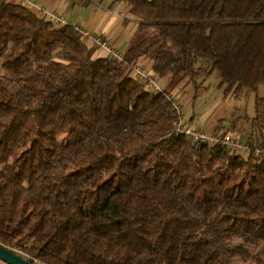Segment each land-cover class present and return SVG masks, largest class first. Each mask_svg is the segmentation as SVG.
I'll return each mask as SVG.
<instances>
[{"label": "trees", "instance_id": "trees-1", "mask_svg": "<svg viewBox=\"0 0 264 264\" xmlns=\"http://www.w3.org/2000/svg\"><path fill=\"white\" fill-rule=\"evenodd\" d=\"M119 3L138 26L122 61L0 0V244L34 264H264V157L193 143L167 99L216 71L236 99L264 85V0Z\"/></svg>", "mask_w": 264, "mask_h": 264}, {"label": "crops", "instance_id": "crops-1", "mask_svg": "<svg viewBox=\"0 0 264 264\" xmlns=\"http://www.w3.org/2000/svg\"><path fill=\"white\" fill-rule=\"evenodd\" d=\"M29 1L33 4L31 8L36 14H39L38 7H44L49 11H56L62 16H64V14H67L68 16V10L71 6H73V8L79 6L75 2L72 3L73 1L71 0ZM114 1L115 0H113L108 7H102L104 6L103 2L100 4L94 3L92 6L89 5L88 7H83L86 19L83 21H71V24H76L75 26L73 25V27L76 29L103 36L106 40L112 43L120 53L124 54L130 44L132 37L136 33L138 26L136 22L127 16L125 4H114ZM73 8H71V10H73ZM69 17V20H73L72 13L69 15ZM96 54L99 57H109L105 51L99 49H97ZM145 63H147L148 66L143 68H148L147 70L150 71L152 63L149 60H146ZM192 86L193 85H190V89ZM202 86H204V84H202ZM219 87L223 88L224 91L220 95L219 103L217 105L218 107H215L209 114L205 115V117L199 116L196 111L192 109L190 114L187 116L190 121L193 124L200 125L201 128L206 129L213 134L231 135L230 132L234 130L238 133V135H240V137L243 139V142H246L245 140H250L254 144L259 142L260 144H264V136H256L252 133V122L256 117V101L258 98H264V85L260 86L257 92H252L251 96L249 94L250 92H248L239 99H236V96L233 93L225 96V87H221V84ZM210 89L211 88H208V90ZM188 91L189 90H187L186 93ZM228 101H232V103L230 102L231 104L228 105ZM235 103H239L238 107L234 106ZM234 108H236L235 111L233 110ZM244 112L247 116L246 118H248L247 120L242 118ZM233 115H236V118L230 120ZM248 122L250 125L247 124ZM249 133H252V135ZM0 264L6 263L0 260Z\"/></svg>", "mask_w": 264, "mask_h": 264}, {"label": "built area", "instance_id": "built-area-1", "mask_svg": "<svg viewBox=\"0 0 264 264\" xmlns=\"http://www.w3.org/2000/svg\"><path fill=\"white\" fill-rule=\"evenodd\" d=\"M21 2L32 6L33 4L29 0H20ZM38 13L46 17L55 26L61 27L66 25L64 16L56 11H49L44 7H38ZM80 31L86 41L91 43L95 48L105 51L110 58L118 61L123 60V54L108 40L99 34H91L80 29ZM135 78L146 84L153 92L162 93L164 90L159 83L158 77L147 69L135 65L133 67ZM167 99L173 105V109L178 117L177 133L185 135L190 138L193 143L196 144H209V145H221L229 150L235 152L251 153L255 157H264V149L261 147H254L249 144H244L240 141H236L231 135H217L213 134L206 129H203L198 124H193L186 116L183 104L177 101L174 96L167 95Z\"/></svg>", "mask_w": 264, "mask_h": 264}, {"label": "rangeland", "instance_id": "rangeland-1", "mask_svg": "<svg viewBox=\"0 0 264 264\" xmlns=\"http://www.w3.org/2000/svg\"><path fill=\"white\" fill-rule=\"evenodd\" d=\"M71 1H73L72 3L75 2L79 6H76V8H73V6H71L68 10V13H69L68 16H67V14L66 15L64 14V18L66 20V24L75 26L76 24H71V21H83L84 19H86V15L84 14L85 11L83 10V7H88L89 5L92 6V4H94V3L100 4L102 2L104 4V6H102V7H108L112 3L113 0H71ZM71 8H73V10H71ZM71 13L73 14V18H72L73 20H69L70 19L69 15ZM145 62H146V60L141 61L139 63V66L140 67L148 66L147 63H145ZM159 83H161L160 79H159ZM199 84H204V86H203L204 92L197 99H195V94H196L195 86H192L190 89V85H188V84H187L188 86L186 85L183 87V90H181V92L179 94V100L185 108L186 116H188L190 114V111L192 109H194L199 116L205 117V115L209 114L215 107H218L217 105L219 103L220 95L224 91L223 88L219 87V85L221 84L220 73L218 71L214 72L211 76L200 80ZM208 88H211V89L208 90ZM187 90H189V91L186 93ZM251 93L252 92L249 93L250 96H251ZM225 96H227V95L225 94ZM230 102L232 103V101H228L227 104L230 105L231 104ZM238 105H239V103L234 104L235 107H238ZM233 110L235 111L236 108H234ZM246 117L247 116L245 115V112H244L242 118H245L247 120L248 118H246ZM247 124L250 125L249 122ZM223 133H225V132H223ZM230 133L234 138H236L235 139L236 141H240L244 144H249V145L252 144L250 140H245L246 142H243V139L234 130L231 131ZM252 133H253V131H252ZM252 133H249V134L252 135ZM252 145H254V143ZM257 145H259L260 147H262L264 149V144H260V142H259V143H257ZM242 154L244 156H246L247 153L243 151ZM14 251H15V253L20 254V252H18V250H14Z\"/></svg>", "mask_w": 264, "mask_h": 264}, {"label": "water", "instance_id": "water-1", "mask_svg": "<svg viewBox=\"0 0 264 264\" xmlns=\"http://www.w3.org/2000/svg\"><path fill=\"white\" fill-rule=\"evenodd\" d=\"M0 260L6 264H34L0 244Z\"/></svg>", "mask_w": 264, "mask_h": 264}]
</instances>
